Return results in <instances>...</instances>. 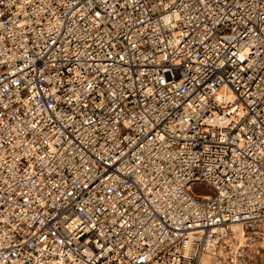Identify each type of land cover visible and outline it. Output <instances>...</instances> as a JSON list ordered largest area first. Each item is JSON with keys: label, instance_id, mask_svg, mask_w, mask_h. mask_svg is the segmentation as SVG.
<instances>
[{"label": "built area", "instance_id": "1", "mask_svg": "<svg viewBox=\"0 0 264 264\" xmlns=\"http://www.w3.org/2000/svg\"><path fill=\"white\" fill-rule=\"evenodd\" d=\"M237 224L264 235V0H0V264H244Z\"/></svg>", "mask_w": 264, "mask_h": 264}, {"label": "rangeland", "instance_id": "2", "mask_svg": "<svg viewBox=\"0 0 264 264\" xmlns=\"http://www.w3.org/2000/svg\"><path fill=\"white\" fill-rule=\"evenodd\" d=\"M197 193H208L210 190L204 184L194 186ZM264 234V229L261 231ZM246 244L248 245L249 260L244 264H264V235L254 234L252 232L246 234Z\"/></svg>", "mask_w": 264, "mask_h": 264}, {"label": "bare ground", "instance_id": "3", "mask_svg": "<svg viewBox=\"0 0 264 264\" xmlns=\"http://www.w3.org/2000/svg\"><path fill=\"white\" fill-rule=\"evenodd\" d=\"M234 229L236 231L237 238L240 240V242L244 243L246 240V236H247L245 229H243L240 224L235 225ZM207 262H208V260H206V263Z\"/></svg>", "mask_w": 264, "mask_h": 264}]
</instances>
